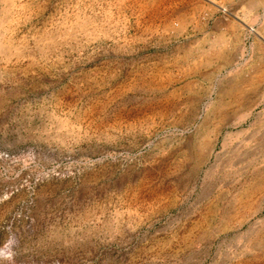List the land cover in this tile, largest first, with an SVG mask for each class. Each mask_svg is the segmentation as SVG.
Listing matches in <instances>:
<instances>
[{
    "label": "rangeland",
    "instance_id": "obj_1",
    "mask_svg": "<svg viewBox=\"0 0 264 264\" xmlns=\"http://www.w3.org/2000/svg\"><path fill=\"white\" fill-rule=\"evenodd\" d=\"M0 264H264V0H0Z\"/></svg>",
    "mask_w": 264,
    "mask_h": 264
},
{
    "label": "bare ground",
    "instance_id": "obj_2",
    "mask_svg": "<svg viewBox=\"0 0 264 264\" xmlns=\"http://www.w3.org/2000/svg\"><path fill=\"white\" fill-rule=\"evenodd\" d=\"M9 249H10V245L9 243H7V245L2 249L1 254H7V252H9Z\"/></svg>",
    "mask_w": 264,
    "mask_h": 264
},
{
    "label": "clouds",
    "instance_id": "obj_3",
    "mask_svg": "<svg viewBox=\"0 0 264 264\" xmlns=\"http://www.w3.org/2000/svg\"><path fill=\"white\" fill-rule=\"evenodd\" d=\"M10 258V257H9Z\"/></svg>",
    "mask_w": 264,
    "mask_h": 264
}]
</instances>
